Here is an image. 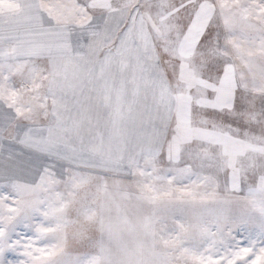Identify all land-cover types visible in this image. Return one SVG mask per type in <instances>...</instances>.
<instances>
[{
    "label": "snow or ice",
    "instance_id": "snow-or-ice-1",
    "mask_svg": "<svg viewBox=\"0 0 264 264\" xmlns=\"http://www.w3.org/2000/svg\"><path fill=\"white\" fill-rule=\"evenodd\" d=\"M0 264H264V0H0Z\"/></svg>",
    "mask_w": 264,
    "mask_h": 264
}]
</instances>
